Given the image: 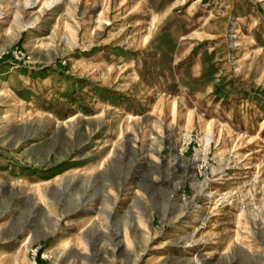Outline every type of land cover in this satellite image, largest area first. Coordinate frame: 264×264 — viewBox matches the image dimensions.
Returning <instances> with one entry per match:
<instances>
[{"label": "rangeland", "instance_id": "obj_1", "mask_svg": "<svg viewBox=\"0 0 264 264\" xmlns=\"http://www.w3.org/2000/svg\"><path fill=\"white\" fill-rule=\"evenodd\" d=\"M0 264H264V0H0Z\"/></svg>", "mask_w": 264, "mask_h": 264}, {"label": "bare ground", "instance_id": "obj_2", "mask_svg": "<svg viewBox=\"0 0 264 264\" xmlns=\"http://www.w3.org/2000/svg\"><path fill=\"white\" fill-rule=\"evenodd\" d=\"M245 40H246V39H245ZM249 42H250V41H248V43H249ZM246 52H248V51H246ZM246 52H244V53H246ZM244 53H243V54H244ZM242 56H243V55H242ZM238 59H239V58H238ZM242 60H244V59H242ZM242 60H241V61H242ZM236 61H237V60H236ZM234 64H236V63L234 62ZM73 170H74V169H73ZM67 172H68V173H71V172H73V171L70 170V171H67ZM214 203H215V202H214ZM192 218H193V217H192ZM190 221H191V220H190ZM195 222H196V221H195ZM188 224H189V223H188ZM192 226H193V225H192ZM192 226L190 225L189 228L192 227ZM194 226H195V225H194ZM207 235H208V234H207ZM65 244H66V243H65L64 240H60L56 246H57L58 248L61 249V248H63V247L65 246ZM188 249H189V248H188ZM194 249H195V248H194ZM54 250H55V249H54ZM56 251H57V249H56ZM193 251H194V250H193ZM187 253H188V252H187ZM188 254H189V253H188Z\"/></svg>", "mask_w": 264, "mask_h": 264}]
</instances>
